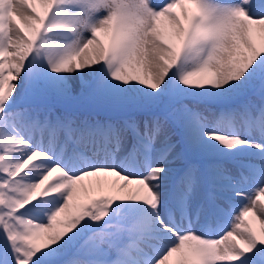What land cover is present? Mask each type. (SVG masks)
Here are the masks:
<instances>
[{"label":"snow or ice","instance_id":"1","mask_svg":"<svg viewBox=\"0 0 264 264\" xmlns=\"http://www.w3.org/2000/svg\"><path fill=\"white\" fill-rule=\"evenodd\" d=\"M0 246L264 264V0H0Z\"/></svg>","mask_w":264,"mask_h":264},{"label":"bare ground","instance_id":"2","mask_svg":"<svg viewBox=\"0 0 264 264\" xmlns=\"http://www.w3.org/2000/svg\"><path fill=\"white\" fill-rule=\"evenodd\" d=\"M124 149V148H123ZM122 149V151H121V154L123 153V150ZM118 165L119 166H121V167H123V168H125V169H127L128 170V168L130 167L126 162H125V160H123V155H121V157L119 158V161H118ZM94 178H90V180H93ZM95 194V193H94ZM98 195H101L100 193H97ZM194 202V201H193ZM193 202L191 203V204H193ZM190 204V205H191ZM190 205H189V207H188V209L190 208ZM250 220H252V222H253V225L255 226V227H257L256 226V221H255V219L254 218H252V217H250L249 218ZM193 226L195 227V228H198V229H200V230H202V226H201V224H200V221L199 220H197V218L196 219H194L193 220Z\"/></svg>","mask_w":264,"mask_h":264},{"label":"rangeland","instance_id":"3","mask_svg":"<svg viewBox=\"0 0 264 264\" xmlns=\"http://www.w3.org/2000/svg\"><path fill=\"white\" fill-rule=\"evenodd\" d=\"M35 6L37 7V10L39 11V10H40L39 4H36ZM124 148H125V147H124ZM182 163H183V161L181 162V164H182ZM171 165H172V164L168 165V167H171ZM178 167H180V165H178ZM0 251H2V246H0ZM43 259H44V258L41 257L40 260H38V261L36 262V264H42Z\"/></svg>","mask_w":264,"mask_h":264}]
</instances>
